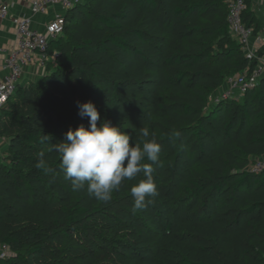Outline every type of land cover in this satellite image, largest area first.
Returning a JSON list of instances; mask_svg holds the SVG:
<instances>
[{
  "label": "trees",
  "instance_id": "trees-1",
  "mask_svg": "<svg viewBox=\"0 0 264 264\" xmlns=\"http://www.w3.org/2000/svg\"><path fill=\"white\" fill-rule=\"evenodd\" d=\"M232 1L82 0L67 12L54 67L0 115V264H264V171L249 170L264 158V77L210 105L256 64L229 33ZM89 101L136 143L148 127L161 145L159 163L143 161L159 191L146 207L131 195L142 172L107 203L64 179L56 144L89 127L78 107Z\"/></svg>",
  "mask_w": 264,
  "mask_h": 264
},
{
  "label": "clouds",
  "instance_id": "clouds-1",
  "mask_svg": "<svg viewBox=\"0 0 264 264\" xmlns=\"http://www.w3.org/2000/svg\"><path fill=\"white\" fill-rule=\"evenodd\" d=\"M78 107L79 115L88 118L89 127L69 129L65 141L55 148L64 179L71 181L74 191L86 189L94 199L107 203L125 181L136 180L142 172L144 179L131 187V195L134 210L146 207L159 195L151 164L159 163L161 145L148 127L138 129L139 137L144 140L141 146L120 126L101 121L93 102L78 104ZM40 156L36 167L45 168L46 161L42 153ZM145 159L151 164L143 163Z\"/></svg>",
  "mask_w": 264,
  "mask_h": 264
},
{
  "label": "built area",
  "instance_id": "built-area-1",
  "mask_svg": "<svg viewBox=\"0 0 264 264\" xmlns=\"http://www.w3.org/2000/svg\"><path fill=\"white\" fill-rule=\"evenodd\" d=\"M82 0H29L30 15L13 18L17 44L15 48H0V115L7 108L17 87L22 83L25 70L34 64L44 65L51 41L64 32L66 13L81 3ZM54 7H61L63 13H56L54 18L44 25V31L33 29L34 17L49 15ZM247 10L246 0H234L230 3L227 23L230 35L238 41L248 60L255 62L252 71H243L225 80L224 86L210 98V105L222 100L240 99L244 93L258 85L264 77V51L252 44L255 36L253 27L243 20ZM10 7L0 4V20L9 18ZM3 139L0 136V152ZM249 170L258 173L264 171V158H259ZM7 246H0V259L9 257Z\"/></svg>",
  "mask_w": 264,
  "mask_h": 264
},
{
  "label": "crops",
  "instance_id": "crops-1",
  "mask_svg": "<svg viewBox=\"0 0 264 264\" xmlns=\"http://www.w3.org/2000/svg\"><path fill=\"white\" fill-rule=\"evenodd\" d=\"M0 4H7L10 7L9 18L0 20V48L10 50L15 48L17 44L16 29L13 23V18L31 16L29 8L30 4L29 0H0ZM251 9L262 23L259 32L255 34L252 40V44L256 47H260V49L264 51V0H251ZM56 13H63L62 8H52L49 15L46 17H34L33 29L41 32L44 31L45 23L53 19ZM38 72H40L38 64H34L33 66L30 65V67L25 70L22 82L31 81L32 78L38 77Z\"/></svg>",
  "mask_w": 264,
  "mask_h": 264
},
{
  "label": "rangeland",
  "instance_id": "rangeland-1",
  "mask_svg": "<svg viewBox=\"0 0 264 264\" xmlns=\"http://www.w3.org/2000/svg\"><path fill=\"white\" fill-rule=\"evenodd\" d=\"M47 66L54 67V57L49 54L47 55V59L45 60L44 65H38L40 69V72L37 73L38 77L32 78L31 81L39 82L41 80V76L46 72ZM6 150H7V144L3 141L1 152H0V160H4V158L6 157Z\"/></svg>",
  "mask_w": 264,
  "mask_h": 264
}]
</instances>
